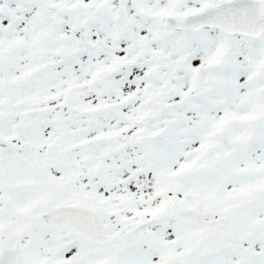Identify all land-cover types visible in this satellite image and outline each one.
<instances>
[{
  "label": "snow or ice",
  "instance_id": "1",
  "mask_svg": "<svg viewBox=\"0 0 264 264\" xmlns=\"http://www.w3.org/2000/svg\"><path fill=\"white\" fill-rule=\"evenodd\" d=\"M0 264H264V0H0Z\"/></svg>",
  "mask_w": 264,
  "mask_h": 264
}]
</instances>
